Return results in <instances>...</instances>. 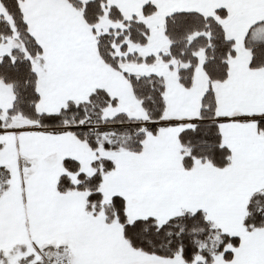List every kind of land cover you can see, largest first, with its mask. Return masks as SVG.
<instances>
[{
    "label": "snow or ice",
    "instance_id": "6c2138e0",
    "mask_svg": "<svg viewBox=\"0 0 264 264\" xmlns=\"http://www.w3.org/2000/svg\"><path fill=\"white\" fill-rule=\"evenodd\" d=\"M0 264H264V0H0Z\"/></svg>",
    "mask_w": 264,
    "mask_h": 264
}]
</instances>
